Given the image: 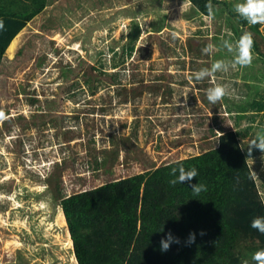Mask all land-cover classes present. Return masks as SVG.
Here are the masks:
<instances>
[{
	"label": "rangeland",
	"instance_id": "rangeland-1",
	"mask_svg": "<svg viewBox=\"0 0 264 264\" xmlns=\"http://www.w3.org/2000/svg\"><path fill=\"white\" fill-rule=\"evenodd\" d=\"M220 1L211 18L187 19L193 16L189 0H48L16 35L0 60V110L7 117L0 121V264H78L60 201L47 181L55 171L71 194L199 154L217 146L223 130L251 124L249 115L237 121L229 108L264 90V56L256 48L249 67L202 81L189 78L217 60L232 59L221 46L232 35L223 10L240 0ZM132 19L141 36L132 55L114 68L111 49L121 60ZM259 30L264 39V24ZM194 36L204 42L197 53L189 50ZM209 43L218 48L210 55L202 52ZM101 68L118 71L128 86L163 76L173 94L163 102L162 93L146 90L120 103L118 85ZM62 70L70 76L62 77ZM86 72L95 78L93 94ZM216 83L228 84L230 95L207 104L201 91ZM260 119L239 137L244 150ZM68 129L70 140L63 135ZM111 135L126 147L105 172L95 157L112 146ZM248 160L264 201V152L251 151Z\"/></svg>",
	"mask_w": 264,
	"mask_h": 264
},
{
	"label": "trees",
	"instance_id": "trees-1",
	"mask_svg": "<svg viewBox=\"0 0 264 264\" xmlns=\"http://www.w3.org/2000/svg\"><path fill=\"white\" fill-rule=\"evenodd\" d=\"M189 2L193 16L186 14L187 19L209 16L205 7L209 0ZM210 2L214 13L221 1ZM47 3L48 0H0V21L3 22L0 60L16 35ZM223 11L232 32L229 40H238L245 31H250L254 37L253 48L264 56V39L259 24H248L231 5ZM236 18L237 25L233 21ZM141 32L139 23L132 19L126 35L128 42L121 52L122 59L118 60L120 53L117 49H111L112 67L116 68L125 57L132 55ZM202 41L199 36L191 37L190 52L197 53L198 47L204 44ZM99 71L110 75L111 84L118 85L115 93L120 96V103L133 102L146 90L162 93L163 102L173 94L172 87L163 82V76H158L151 84L137 80L128 86L119 80L118 71L102 68ZM69 73V70H62L61 75L66 79ZM85 82L91 93H95L97 85L92 73H85ZM77 84L78 81L74 83ZM201 92L208 104L206 90ZM31 101L38 102V99L31 98ZM100 108L107 109L106 106ZM229 111L236 114L237 121L249 115L251 124L244 130H223L218 145L199 154L71 194H66L61 187L59 172L55 171L47 179L53 187L54 198L60 201L78 264H241L255 251L264 249V234L251 227L254 217L264 216V201L249 164V148L244 150L239 142L240 136H247V132L254 128L257 115L261 119L252 140L256 139L257 133L264 132V90H256L251 99L230 107ZM70 132V129L63 131L67 140L72 138ZM110 140L112 146L102 149L101 158L95 157L96 167H104L105 172L126 147L117 135H111ZM251 151L259 152L255 148ZM177 161H181L185 168L196 167L199 174L191 183L203 184L207 190L197 196L189 184L170 185V172L177 167ZM168 231L181 243H173L169 251L161 253L160 241ZM190 233H195V242L188 245L186 241Z\"/></svg>",
	"mask_w": 264,
	"mask_h": 264
},
{
	"label": "clouds",
	"instance_id": "clouds-1",
	"mask_svg": "<svg viewBox=\"0 0 264 264\" xmlns=\"http://www.w3.org/2000/svg\"><path fill=\"white\" fill-rule=\"evenodd\" d=\"M205 7L208 9V14L211 18L213 16V7L210 0ZM234 11L250 25L264 24V0H240V2H237L234 5ZM2 27L3 22L0 21V28ZM221 46L232 54V59L217 60L210 68H201L192 73L189 77L190 79L202 81L206 78H213L217 72H227L230 68L235 69L237 66H251L254 59V37L250 31H245L234 43L231 40H222ZM217 50L218 48L216 45L209 43L202 49V52L210 55ZM228 95H230L228 84L216 83L206 90L207 99L211 104H216ZM6 118L5 113L0 110V121H3ZM253 148L264 152V132L257 133L256 139L250 143L249 155H251V150ZM198 174L199 173L196 167L185 168L181 161H177V167H173L171 169L170 176L172 179L169 180V184L172 186H175L178 183L189 184L192 188L193 194L198 196L201 192L207 190L206 186L203 184L191 183L192 180L198 176ZM251 227L256 229L261 234H264V216L254 217L251 221ZM200 234L204 235L203 232ZM194 242L195 233H190L186 244L190 245ZM173 243L180 244L181 241L178 237H174L171 231H168L160 241V252L164 253L169 251ZM241 264H264V249L255 251L250 257L243 259Z\"/></svg>",
	"mask_w": 264,
	"mask_h": 264
},
{
	"label": "bare ground",
	"instance_id": "bare-ground-1",
	"mask_svg": "<svg viewBox=\"0 0 264 264\" xmlns=\"http://www.w3.org/2000/svg\"><path fill=\"white\" fill-rule=\"evenodd\" d=\"M12 46H14V43L10 46V48H12ZM59 215L60 217H62V221L65 222V219H64V215L62 214V210L59 212Z\"/></svg>",
	"mask_w": 264,
	"mask_h": 264
}]
</instances>
